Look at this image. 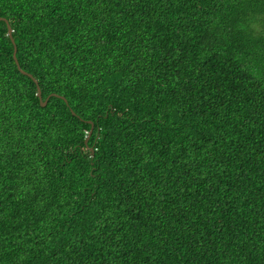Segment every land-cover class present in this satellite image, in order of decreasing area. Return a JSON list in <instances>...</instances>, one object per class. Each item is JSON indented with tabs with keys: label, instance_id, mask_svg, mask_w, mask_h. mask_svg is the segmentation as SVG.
Instances as JSON below:
<instances>
[{
	"label": "trees",
	"instance_id": "1",
	"mask_svg": "<svg viewBox=\"0 0 264 264\" xmlns=\"http://www.w3.org/2000/svg\"><path fill=\"white\" fill-rule=\"evenodd\" d=\"M0 17V264H264V0Z\"/></svg>",
	"mask_w": 264,
	"mask_h": 264
},
{
	"label": "water",
	"instance_id": "2",
	"mask_svg": "<svg viewBox=\"0 0 264 264\" xmlns=\"http://www.w3.org/2000/svg\"><path fill=\"white\" fill-rule=\"evenodd\" d=\"M1 20H4V21H6V22L8 23L9 35H10V37H11L13 43L15 44L16 42H15V38H14V36H13L14 29H13L12 25L10 24L9 20H8L7 18H5V17H0V21H1ZM17 52H18V47H17V45L15 44V53H14V57H15V59H16V62H17V64H18L19 69L22 70L23 73L28 74L29 76L33 77L32 74H29V73H27L26 71H24V70L22 69V66L20 65L19 59H18V57H17ZM33 78H34V77H33ZM34 79H35V81H36V83H37V85H38V96L40 97L41 101L43 102V105H46V104L48 103V99L45 100V101L43 100V93H42L41 86H40L38 80H37L36 78H34ZM54 95H56V96H60L59 94H54ZM60 97H63V98H64V96H60ZM92 131H93V129H92ZM92 131H91V133H92ZM91 133H90V135H89V136L87 137V139H86V142H87V143H88V141H89V138H90V136H91ZM91 149H92V151H93V148H91Z\"/></svg>",
	"mask_w": 264,
	"mask_h": 264
}]
</instances>
